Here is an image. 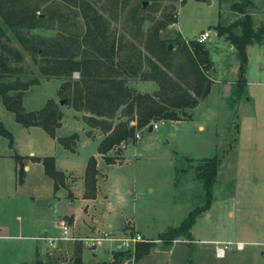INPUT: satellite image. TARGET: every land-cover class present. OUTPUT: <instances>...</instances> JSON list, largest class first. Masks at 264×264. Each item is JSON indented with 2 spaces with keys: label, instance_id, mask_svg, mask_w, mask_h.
Returning <instances> with one entry per match:
<instances>
[{
  "label": "rangeland",
  "instance_id": "374dc122",
  "mask_svg": "<svg viewBox=\"0 0 264 264\" xmlns=\"http://www.w3.org/2000/svg\"><path fill=\"white\" fill-rule=\"evenodd\" d=\"M91 1L109 19L110 31L123 39L138 41L157 19L166 21L160 30L165 39L175 35L194 38L209 30L203 44L213 63L210 92L189 109V117L165 118L157 128L149 130L146 125L139 129L136 141L122 148V162L114 164L105 162L97 150L102 133L94 128V134L88 135L89 125L72 106L61 104V124L56 128V136L78 134L74 149H69L41 126L16 121L0 98V120L13 136L10 146L9 138L0 134V264L44 257L54 246L36 236L44 230L57 234L56 220L65 214L73 215L70 235H94L97 227L123 235L124 230L135 227L154 236H144L155 242L148 253L136 260L132 251L123 264H264V38L246 44L242 63L236 46L215 28L218 22L226 24L242 16L231 8L233 0H147L144 6L143 0ZM251 1L246 8L252 12L256 27L264 20V0ZM174 13L176 18L171 22ZM73 19L81 24L79 16ZM59 29L55 20L38 31L54 34ZM12 43L23 52L20 63L25 76L39 77V82L24 92V108L39 109L50 97L59 102L57 89L62 78L41 74L30 53L15 39ZM169 43L170 48L177 45ZM77 76L75 71L72 77ZM240 76L245 83L236 100L232 90ZM132 79L129 84L138 90L152 92L157 88L153 80ZM15 152L53 155L56 168L64 174L71 172L64 181L70 174L75 179L69 187L54 191L52 178L44 173L39 160L30 163L24 181L19 182ZM215 153L220 164L209 205L195 215L191 238L179 235L168 244L158 233L203 204V182L196 164ZM91 155L104 174L98 178L95 197L86 198L84 175ZM236 240L244 241L243 248L232 245L223 256L215 255V241ZM112 243L105 239L93 247L83 245L84 264L112 259ZM65 245L70 249L68 243ZM64 255L69 257L66 249Z\"/></svg>",
  "mask_w": 264,
  "mask_h": 264
},
{
  "label": "trees",
  "instance_id": "16d2710c",
  "mask_svg": "<svg viewBox=\"0 0 264 264\" xmlns=\"http://www.w3.org/2000/svg\"><path fill=\"white\" fill-rule=\"evenodd\" d=\"M251 2L233 0L231 8L242 16L215 25L217 33L236 46L242 63L246 57V44L264 38V20L254 27L252 12L246 8ZM76 16L80 17L81 24L72 20ZM175 18V13L170 15L171 22ZM55 20L60 26L56 33L38 31L48 28ZM165 24V20L157 19L143 38L134 41L110 31L109 19L91 0H0L1 101L13 112L16 121L25 126L39 125L48 134L56 136L63 114L58 100L50 97L39 109L24 108V92L39 82V77L25 76L24 65L20 63L23 52L12 43L15 39L30 53L41 74L62 78L57 89L59 98L65 100V105L82 112L89 125L88 135L92 134L93 128L102 133L97 150L103 154L105 162L121 161V142H135L137 131L154 119L189 117V109L205 98L211 89L213 63L203 42L189 38L187 43L178 35L165 39L160 36ZM169 42L177 45L168 48ZM75 71L78 76L72 77ZM132 78L153 80L157 88L152 92L138 90L129 84ZM244 83L243 77L236 79L234 99L242 95ZM0 134L8 137L9 145H13L12 133L1 120ZM77 137L78 134L72 132L56 136V139L65 148L74 149ZM112 149L114 153H108ZM12 155L18 181L23 180L26 159L30 158L41 160L44 173L53 180L54 191L65 185V174L56 168L53 155L41 157L17 152ZM219 164L217 153L196 164L197 174L203 182V204L192 208L178 224L158 233L168 244L179 235L191 238L190 228L195 215L211 201ZM98 173L97 160L91 155L85 168V196L95 195ZM154 245V241L136 242L133 258L139 259ZM82 247L74 242L72 264H84ZM131 252V249L116 248L112 259L88 264H120ZM24 264L53 263L36 259Z\"/></svg>",
  "mask_w": 264,
  "mask_h": 264
},
{
  "label": "built area",
  "instance_id": "2783aa9c",
  "mask_svg": "<svg viewBox=\"0 0 264 264\" xmlns=\"http://www.w3.org/2000/svg\"><path fill=\"white\" fill-rule=\"evenodd\" d=\"M210 36L209 30H202L199 33L195 35L193 39H195L198 42H204L207 40ZM185 41L188 43L189 38H185ZM162 119H154L151 121L152 128H157L158 127V122H163ZM138 136V132L136 133ZM56 225L58 227L59 232L57 234L53 235H45L44 237L47 239L48 243L50 245H55L57 241H62V240H72L73 242H78L81 245L92 247L95 246L97 242L101 240H111L115 243L118 244L119 248L122 249H131L134 251L135 249V244L138 241H143L146 240L145 237L138 233H127L123 235H116L113 232L109 231H99L98 233L94 235H81V234H69V221L67 218L64 216L59 217L56 221ZM234 246L237 249H241L244 246V241L242 240H236V241H222L214 242V252L216 256H223L226 249L230 248L231 246Z\"/></svg>",
  "mask_w": 264,
  "mask_h": 264
},
{
  "label": "crops",
  "instance_id": "0c3cea01",
  "mask_svg": "<svg viewBox=\"0 0 264 264\" xmlns=\"http://www.w3.org/2000/svg\"><path fill=\"white\" fill-rule=\"evenodd\" d=\"M234 84H235V83H234ZM232 94L234 95V87H233V90H232ZM232 94H231V95H232ZM81 113H82V112H81ZM93 129H94V128H93ZM95 129H96V128H95ZM92 134H94V133L92 132ZM137 138H138V137H137ZM121 143H123V144H121ZM121 143H120V146H121V148H123V147L125 146V143H124V142H121ZM121 151H122V150H121ZM108 153H111V154H112V153H114V150L112 149V150H110ZM99 154L103 157V154H101L100 152H99ZM96 159H97V158H96ZM33 162H36V161L29 160V161L26 162L25 167H24L25 170H26L25 175H24V178H23L22 181H19V182H23V181H24V179H25V177H26V175H27V172H28V170H29L30 163H33ZM121 162H122V160H121V161H116V162H114V163H121ZM114 163H112V164H114ZM97 166H98V160H97ZM98 168H99V166H98ZM69 173H71V172L66 171L65 176H67ZM103 174H104V173L101 172V171L99 170V173H98V176H97V181H98L99 176H100V175H103ZM70 176H71V177H70ZM70 176H69V178H67V181H65V185H64V186L67 185V187H69V183H70V181H73V180L75 179V176H73V175H71V174H70ZM68 180H69V182H68ZM52 184H53V180H52ZM84 188H85V187H83V196H84V197H86V198H94V197H95L96 193H95L94 196H85V195H84ZM62 216H64L65 218L68 219L70 226L73 224V215L65 214V215H62ZM62 216H59V217H62ZM67 216H68V217H67ZM69 216H70V217H69ZM59 217H58V218H59ZM58 218H57V219H58ZM56 221H57V220H56ZM127 224H128V223H127ZM128 225H129V224H128ZM94 230H95L96 233H98L99 231H102L101 228H99V227L94 228ZM124 232H125L124 234L138 232V233L142 234L143 236L154 237V236L146 235L144 232L140 231L139 229H137V228H135V227H133L132 230H130L129 232H127L126 230H124ZM45 235H48V232H47L46 230L43 231V235H37L36 237H41V238L46 239V238L44 237ZM107 240H108V239H107ZM110 241H111V240H110ZM65 243H68V244H69V248H70V249H67V248H66ZM51 246H54V247H53V248H48V249L45 251V255H44V257H39V258L37 257V259H41V260H43V261H45V262H47V261L50 262V261H51L53 264H72L71 259H72V254H73L74 242H71V241H69V240H62V241H60V243H58L57 245L55 244V245H51ZM92 247H93V246H92ZM155 247H156V246H155ZM157 247H158V246H157ZM83 248H84V246L82 247V251H83ZM116 248H119V246H118L117 243L113 242L112 245H111V252H112V254H113V252L115 251ZM63 249H64V251H65V249H66V253L69 254V257H67V256L64 255V251H63ZM69 252H71V253H69ZM70 254H71V255H70ZM125 259H126V258H124L120 264H123ZM99 260H103V259H98V260H95V261H93V262H97V261H99ZM24 263H31V262H24ZM24 263H21V264H24ZM89 263H92V262H89ZM85 264H88V263H85Z\"/></svg>",
  "mask_w": 264,
  "mask_h": 264
},
{
  "label": "water",
  "instance_id": "95a60500",
  "mask_svg": "<svg viewBox=\"0 0 264 264\" xmlns=\"http://www.w3.org/2000/svg\"><path fill=\"white\" fill-rule=\"evenodd\" d=\"M146 2H147V0H143V1H142V6H144V5L146 4ZM170 47H171V44L169 43V44H168V48H170ZM64 101H65L64 99H59V103H60V104L64 103ZM148 129H149V130L152 129V125H151V124L148 125ZM121 144H123V143H121Z\"/></svg>",
  "mask_w": 264,
  "mask_h": 264
}]
</instances>
